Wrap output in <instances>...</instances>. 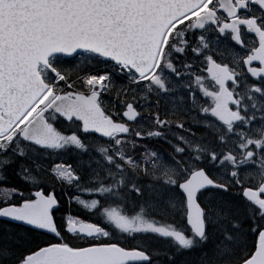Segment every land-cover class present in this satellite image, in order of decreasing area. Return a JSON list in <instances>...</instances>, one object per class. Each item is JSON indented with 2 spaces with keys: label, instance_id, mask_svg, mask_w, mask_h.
Masks as SVG:
<instances>
[{
  "label": "snow or ice",
  "instance_id": "1",
  "mask_svg": "<svg viewBox=\"0 0 264 264\" xmlns=\"http://www.w3.org/2000/svg\"><path fill=\"white\" fill-rule=\"evenodd\" d=\"M0 264H264V0H0Z\"/></svg>",
  "mask_w": 264,
  "mask_h": 264
}]
</instances>
